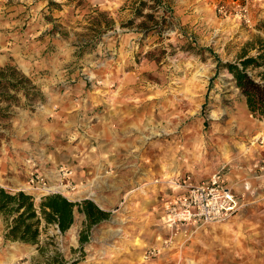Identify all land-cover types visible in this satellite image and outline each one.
<instances>
[{"label":"rangeland","instance_id":"1","mask_svg":"<svg viewBox=\"0 0 264 264\" xmlns=\"http://www.w3.org/2000/svg\"><path fill=\"white\" fill-rule=\"evenodd\" d=\"M143 1L0 0V68L32 83L0 102V188L38 205L30 174L54 184L66 168L76 189L61 195L94 202L89 188L110 213L84 244L83 214L64 235L49 227L44 256L7 241L0 215V264L56 251L67 264H264V121L217 68L264 40V0ZM246 3L250 24L235 16ZM173 169L194 182L222 171L247 206L233 223L168 228L158 195Z\"/></svg>","mask_w":264,"mask_h":264},{"label":"trees","instance_id":"2","mask_svg":"<svg viewBox=\"0 0 264 264\" xmlns=\"http://www.w3.org/2000/svg\"><path fill=\"white\" fill-rule=\"evenodd\" d=\"M140 5H145L140 0ZM248 48L256 50V55L249 56ZM218 70H226L233 78L235 87L245 98L250 114L264 121V40L258 38L248 43L242 55L236 62L223 63L217 61ZM32 84L30 79L18 75L13 67L0 68V102L12 104L17 95L23 93L29 97L32 89L26 87ZM26 85V87H25ZM76 213L85 217V229L80 234V243L88 241V233L94 227L110 218V213L98 207L91 200L72 202L61 194L45 196L37 205L35 199L25 192L11 193L0 188V215L7 222L5 239L37 246L40 255L48 251V242L41 244V236L53 227L64 235L74 225ZM53 241L54 237H50ZM46 264H67L62 255L55 254L46 259Z\"/></svg>","mask_w":264,"mask_h":264},{"label":"built area","instance_id":"3","mask_svg":"<svg viewBox=\"0 0 264 264\" xmlns=\"http://www.w3.org/2000/svg\"><path fill=\"white\" fill-rule=\"evenodd\" d=\"M247 2V1H246ZM235 16L246 24L251 23L248 4H238ZM218 12L227 16L228 9L220 5ZM70 169L59 168L55 174V183L65 186L66 190L74 191L76 186L72 180ZM51 185L45 173L35 170L29 176L28 190L41 195H53L57 191H43ZM173 191L177 194L164 201L161 206V221L168 228L186 226L193 223L215 224L230 220L244 206L241 196L232 193L227 186L222 171L213 173L208 180L194 182L190 176L172 181ZM147 258L155 256V251L148 252Z\"/></svg>","mask_w":264,"mask_h":264},{"label":"crops","instance_id":"4","mask_svg":"<svg viewBox=\"0 0 264 264\" xmlns=\"http://www.w3.org/2000/svg\"><path fill=\"white\" fill-rule=\"evenodd\" d=\"M211 174H212V172H211L209 175H206V176H195V177H194V180H195V182L206 181V180L209 179V177L211 176ZM234 175H235V173H233L232 175H228V179L230 178V179L233 181ZM166 176H168L169 179H167V180H161L162 183L165 185V189H164V191L160 192V194L158 195V198L160 199V205H162V203H163L164 201H166V200L172 198L174 195L177 194L176 191H173V189H172L173 186L171 185V182H172V181L179 180L180 178L182 179V178H184L185 176H188V174L181 175V173H180L177 169H173L170 173L167 172ZM224 179H225V182H226L227 186L231 189L232 193L235 194V195H237V196H240L238 193H236V192H235V191H234V190L228 185V182H227L225 176H224ZM157 182H158V181H157ZM88 191L93 192V193L96 195V193H95L94 191L90 190L89 188L85 190V193L88 192ZM96 197H97V195H96ZM97 198H99V197H97ZM100 202H101V200H100ZM101 203H102V202H101ZM102 206H103V204H102ZM245 206H247L246 203H244V206H243V207H245ZM98 207H99V206H98ZM100 208H101V207H100ZM101 209H102V208H101ZM102 210H103V209H102ZM242 210H243V209H242ZM242 210H240V211H242ZM240 211H239V212H240ZM239 212H238V213H239ZM238 213H237V214H238ZM237 214H235V215L232 217V218H234V219L231 221L232 223H233V222H236V220L238 219ZM235 216H236V217H235ZM232 218H231V219H232ZM84 219H85V217L83 216V220H84ZM231 222H230V223H231ZM197 224H200V223H193V224H190V225H197ZM204 225H211V224H204ZM227 225H229V224H226V226H227Z\"/></svg>","mask_w":264,"mask_h":264},{"label":"bare ground","instance_id":"5","mask_svg":"<svg viewBox=\"0 0 264 264\" xmlns=\"http://www.w3.org/2000/svg\"><path fill=\"white\" fill-rule=\"evenodd\" d=\"M53 183H54V182H53ZM55 185H56V186H55ZM51 186H52V187H51ZM51 186H50L51 188L49 187V188L43 189V191L48 192V191H57V190H59L61 193H65V192H66V188H65V186L62 187V185H57V184H53V185H51ZM86 194H87V196L90 197L95 203H97L98 205L102 206V203L100 202V199L97 198L96 195H95L93 192L88 191V192H86ZM67 195L69 196V198H73V197H74V195H73V194H70V193H68ZM136 242H137L136 245H140V244H141L139 240H137ZM132 246H133V245H132ZM138 249H139V248H138ZM144 259H145V258H144Z\"/></svg>","mask_w":264,"mask_h":264},{"label":"water","instance_id":"6","mask_svg":"<svg viewBox=\"0 0 264 264\" xmlns=\"http://www.w3.org/2000/svg\"><path fill=\"white\" fill-rule=\"evenodd\" d=\"M101 209V208H100Z\"/></svg>","mask_w":264,"mask_h":264}]
</instances>
